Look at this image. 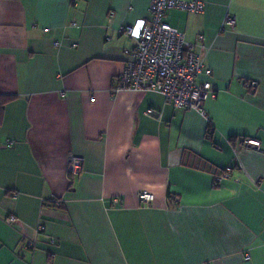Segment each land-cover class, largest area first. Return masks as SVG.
<instances>
[{
	"label": "crops",
	"instance_id": "obj_1",
	"mask_svg": "<svg viewBox=\"0 0 264 264\" xmlns=\"http://www.w3.org/2000/svg\"><path fill=\"white\" fill-rule=\"evenodd\" d=\"M150 1L0 0V264H264V0L166 12L212 71L204 115L114 92Z\"/></svg>",
	"mask_w": 264,
	"mask_h": 264
},
{
	"label": "built area",
	"instance_id": "obj_2",
	"mask_svg": "<svg viewBox=\"0 0 264 264\" xmlns=\"http://www.w3.org/2000/svg\"><path fill=\"white\" fill-rule=\"evenodd\" d=\"M204 5L203 0H151L149 19L122 27L121 33L134 39L136 45L128 53V60L114 92L157 93L163 96L167 104L178 110L195 111L204 115V104L213 95L211 83L203 78L211 77L212 71L204 66L194 46L187 43L183 35L165 21L168 10L179 9L197 14L204 11ZM226 22L234 25L231 17H227ZM44 31L48 32V29ZM246 86L255 90L258 82L249 81ZM146 113L156 115L153 110H147ZM242 147L258 148L259 142L244 140ZM82 165V158L68 154L66 171L70 184L80 175ZM227 177L229 176L226 171L215 178V183L220 184ZM138 199L141 203L150 204L154 197L141 191ZM6 221L9 224L19 223L13 215Z\"/></svg>",
	"mask_w": 264,
	"mask_h": 264
}]
</instances>
